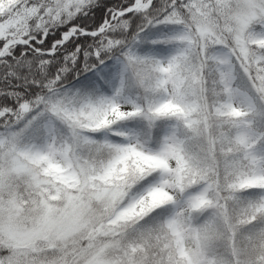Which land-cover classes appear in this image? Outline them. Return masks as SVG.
<instances>
[{
  "label": "snow or ice",
  "instance_id": "6c2138e0",
  "mask_svg": "<svg viewBox=\"0 0 264 264\" xmlns=\"http://www.w3.org/2000/svg\"><path fill=\"white\" fill-rule=\"evenodd\" d=\"M16 14L26 36L0 41V264H264V0H17ZM194 35L222 42L230 70L229 49L243 57L212 95ZM152 72L178 85L171 101L153 100ZM161 117L174 123L153 148ZM128 119L145 126L111 140L112 121ZM115 180L137 185L126 204ZM184 232L194 250L152 253L153 239Z\"/></svg>",
  "mask_w": 264,
  "mask_h": 264
},
{
  "label": "trees",
  "instance_id": "16d2710c",
  "mask_svg": "<svg viewBox=\"0 0 264 264\" xmlns=\"http://www.w3.org/2000/svg\"><path fill=\"white\" fill-rule=\"evenodd\" d=\"M161 5H163V0H161ZM106 15V13H105ZM85 22L88 24V27L94 28L95 25L94 23H92V21H89L87 17L84 18ZM63 27V26H62ZM166 26L163 25H158L155 29H154V33L153 34H158L159 32H166L169 31L167 29H165ZM27 33H25L24 36H26ZM58 34L57 30H53L52 32L49 33L50 36H56ZM22 36V37H24ZM4 39H14L13 37H4V38H0V41H3ZM76 39V38H73ZM45 43H47V41H45ZM12 47H15V45H12ZM151 46H146L144 49H142V51H147ZM65 48L67 49V51H62L57 53V57L59 60H62L64 57L68 56L71 54L72 51L75 50L74 46H73V41L70 40L67 42V44L65 45ZM157 49V48H156ZM155 49V50H156ZM45 58H50L49 54L45 53ZM190 59L192 60L193 63L198 65V62L200 61L201 63V59L198 58V53H196V51H194V47L192 46V55L190 57ZM211 61H213L212 59H210ZM208 65L206 62L205 63V67L204 70L202 71L201 75L203 77L205 86L208 89V94L212 95V92L214 89H216V81H218L221 78V73L223 71V67L222 65L217 64L215 61L211 62ZM233 64V68L232 71L233 73L238 72V65L235 62H232ZM163 74L159 73V72H152L150 75V89H151V94H152V98L153 100H158V98H161L163 95V87L162 85H160L159 79L161 78ZM76 82L74 80H70V81H66V86L71 87L73 84H75ZM246 81L243 79H237L234 83V86H239L241 89L243 87L246 86ZM232 120V118L230 117H225L224 118V123L222 126V131H224L225 133L231 131V132H235L236 128L232 126V124L230 123V121ZM174 123L173 121H168L165 119H159L156 122V127L154 128V136H153V141H152V147L155 148L158 146L160 139L162 138L164 132L168 129L169 125ZM144 123L139 120V119H128L126 121H118L116 122V124L114 125V129L118 130V131H123V132H127V131H131V130H141L142 128H144ZM208 131H213V129H208ZM97 138H103L104 132L103 130L98 131L97 133H95ZM110 139L112 140L116 138H121L119 136H115L113 133H110ZM103 160L105 161V163H107L108 160H110L112 158V153L109 152L108 150H105L103 153ZM138 161L134 158H129L126 161V164L129 167L135 166V164ZM121 175H123V173H121ZM120 185L123 188H126L127 191L126 193L128 194L126 197V202L129 201V198L133 195V193H135L136 191H138L137 185L132 184L130 181L128 182L127 186H125L124 181L123 180H115L113 182H111L109 185H107V187H114V185ZM168 241H171L172 244V248L175 249L176 245L178 243L179 248L184 250V246H182V237L179 234H173V233H169V235L167 237L165 236H161L159 240L153 239L152 244L154 245V247L151 249L152 253L155 255L156 253L160 252V251H165L167 252L169 249L164 248L163 245L165 243H167Z\"/></svg>",
  "mask_w": 264,
  "mask_h": 264
},
{
  "label": "rangeland",
  "instance_id": "374dc122",
  "mask_svg": "<svg viewBox=\"0 0 264 264\" xmlns=\"http://www.w3.org/2000/svg\"><path fill=\"white\" fill-rule=\"evenodd\" d=\"M233 3L237 4H243V3H252L254 0H232ZM16 6H17V0H0V21L8 20L10 17V21L7 23H0V38L4 37H15V38H20L25 35V27L22 24L23 18L18 16L16 14ZM240 15L242 17L247 16V10L246 9H241ZM243 24L245 25V34H247V27L251 26V20L250 19H244ZM167 28L171 29L170 26H167ZM172 30V29H171ZM192 46L194 47V51L198 53V58L201 59V61L206 62L208 65L210 64V59L215 61L217 64L222 65V69L224 71L225 75H228L230 72L233 73L232 69H228L224 59L220 55V50L224 47L223 43L220 41H215L213 38L209 37L208 39H204L200 37L199 35H194L193 40H192ZM157 52H162V53H167L168 49L158 47L156 49ZM231 52V57H232V62L239 64L241 63L243 57L238 53V52H232L231 49H229ZM249 51H251V44H249ZM211 61V62H213ZM214 63V62H213ZM200 64V61L198 62V65ZM160 85H162L163 89V96L161 98H158V102H165L171 101L174 96L176 95L178 85L174 84L171 79L167 81V83L164 82L163 76L162 78L159 79ZM240 98L237 97L236 103L239 105L240 104ZM162 119L168 120V121H173V118L170 117H161ZM160 118V119H161ZM111 119V118H110ZM159 120V119H158ZM157 120V121H158ZM126 121V120H123ZM118 121H112L110 124L111 129L113 130L112 133L115 134L117 129H114V125ZM143 122V121H142ZM144 123V122H143ZM62 126V125H61ZM137 130V129H136ZM120 137V136H119ZM123 139V138H122ZM116 143H124V140H121V138L118 139H113ZM131 149H134L136 151H139V145L133 142L130 145ZM129 158H134L137 161H139V158L136 156L135 151H132L129 153L128 159ZM127 159V160H128ZM56 160L57 162L62 163L63 162V157L62 155L57 152L56 155ZM26 163V162H25ZM63 178L65 179L66 182H71L74 178L71 175H67L64 173H61ZM113 188V187H109ZM115 191L119 193V198H118V203L119 204H126V197H127V189L123 187L115 188ZM182 237V246H184V251L185 252H190L196 248V241L193 238L192 235H190L187 232H184L182 234H179ZM38 244H43V241H37ZM47 251H51V249H47Z\"/></svg>",
  "mask_w": 264,
  "mask_h": 264
},
{
  "label": "bare ground",
  "instance_id": "6f19581e",
  "mask_svg": "<svg viewBox=\"0 0 264 264\" xmlns=\"http://www.w3.org/2000/svg\"><path fill=\"white\" fill-rule=\"evenodd\" d=\"M10 41L12 42V44H11V46H12V45H15V42H16V41H19V40H18L17 38L14 37V39H11Z\"/></svg>",
  "mask_w": 264,
  "mask_h": 264
}]
</instances>
